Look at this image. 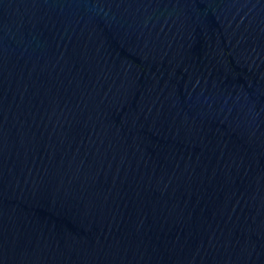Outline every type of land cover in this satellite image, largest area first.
Instances as JSON below:
<instances>
[{
	"label": "water",
	"instance_id": "water-1",
	"mask_svg": "<svg viewBox=\"0 0 264 264\" xmlns=\"http://www.w3.org/2000/svg\"><path fill=\"white\" fill-rule=\"evenodd\" d=\"M0 264H264V0H0Z\"/></svg>",
	"mask_w": 264,
	"mask_h": 264
}]
</instances>
